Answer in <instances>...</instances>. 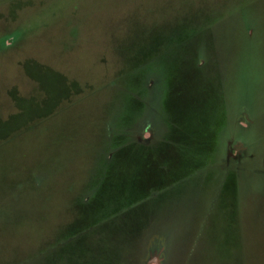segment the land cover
<instances>
[{"label": "rangeland", "instance_id": "obj_1", "mask_svg": "<svg viewBox=\"0 0 264 264\" xmlns=\"http://www.w3.org/2000/svg\"><path fill=\"white\" fill-rule=\"evenodd\" d=\"M0 264H264V0H0Z\"/></svg>", "mask_w": 264, "mask_h": 264}, {"label": "flooded vegetation", "instance_id": "obj_2", "mask_svg": "<svg viewBox=\"0 0 264 264\" xmlns=\"http://www.w3.org/2000/svg\"><path fill=\"white\" fill-rule=\"evenodd\" d=\"M150 131V130H149ZM151 134L150 137H153L154 133H152L151 131L149 132ZM149 138H146V140H148Z\"/></svg>", "mask_w": 264, "mask_h": 264}]
</instances>
